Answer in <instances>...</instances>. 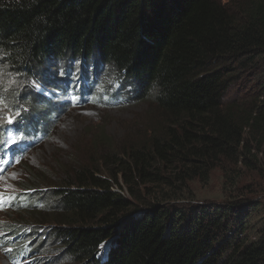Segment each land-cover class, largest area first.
<instances>
[{
    "label": "trees",
    "instance_id": "obj_1",
    "mask_svg": "<svg viewBox=\"0 0 264 264\" xmlns=\"http://www.w3.org/2000/svg\"><path fill=\"white\" fill-rule=\"evenodd\" d=\"M68 56L94 57L134 80L124 90L121 80L110 85L103 99L118 104L127 91L133 100L152 98L170 141L111 153L112 182L92 164L65 169L69 177L55 185L34 175L23 187L35 193L3 201L17 211L28 205V214L7 225L15 231L2 240L24 236L34 253L61 245L72 264H264L262 201L239 193L185 206V188L158 170L177 162L174 179L184 182L201 166L264 165V0H0V62L13 75L0 82V99L19 113L15 122L0 120L3 144L11 143L5 129L17 125L32 131V145L49 129L46 101L24 84H40L46 63ZM162 183L179 204L141 206L112 190L143 185L150 195ZM38 233L44 238L33 243Z\"/></svg>",
    "mask_w": 264,
    "mask_h": 264
},
{
    "label": "rangeland",
    "instance_id": "obj_2",
    "mask_svg": "<svg viewBox=\"0 0 264 264\" xmlns=\"http://www.w3.org/2000/svg\"><path fill=\"white\" fill-rule=\"evenodd\" d=\"M91 58L93 59L84 60L68 56L60 60L52 59L41 70L42 80L39 86L35 83V78L27 80L24 84L30 92H36L42 98L46 97L47 111L52 114L49 119L51 124L44 135L40 134L43 135L40 140L29 148L24 147L25 151L20 159L13 155L10 157L7 153L9 158L4 157L6 164L0 157V235H9L14 230L4 228L7 225L14 226L15 220H21L28 214L25 209L28 205L19 208L18 212L11 208L8 202L6 204L9 207L6 208H3L1 203L7 195L28 191L35 193L33 187L32 189L23 187L32 183L34 175H46L49 179L47 183L55 185L61 178L69 177L65 169L69 171L79 165L92 164L99 171L98 175L112 182L114 164L110 157L111 153L121 154L130 147L139 146H145L147 150L152 151V138L170 141L164 130L166 116L156 107L152 98L133 100L134 92L127 91L126 97L119 98L118 104L103 99L104 92L111 83L116 87L121 80L119 83L124 90L128 86L130 88V83L136 85V82L129 77L118 76L115 69L109 66L99 63L97 66L96 59ZM12 78L13 75L6 72L0 62V82L9 83ZM0 105V120H7L11 115L15 122L19 117L16 115L18 110H9L4 103ZM18 128L19 125L15 129ZM19 132L21 131L15 134L25 140H31L32 135ZM9 133L10 128L6 135ZM13 139L17 140L18 137L9 140L12 145ZM12 145H4L3 148H10ZM107 156L108 160L104 162ZM222 163L224 162L221 161ZM235 167L231 166L232 170L229 171L219 166L216 168L201 166L192 179L184 182L174 179L178 170L177 162L159 163L158 170L169 176L174 185H182L185 188L184 196L188 197L181 199L185 206L225 201L239 193L250 200H260L264 203V165L260 170L253 171L240 164ZM169 186L162 183L161 186L154 188L150 195H147L146 186L143 185H137L133 191L125 186L121 188L114 186L112 190L141 206L147 205L144 201L149 199L158 204L164 199L168 202L177 201L175 203L179 204L176 196H173L177 194L173 193V187ZM37 189L47 192L42 185ZM46 224L48 222H44L42 226L48 227ZM38 234L31 235L32 238L36 236L35 240L32 239L33 243L37 242L36 239L44 238V233ZM15 243L16 241H12L10 245H0V264H13L6 253V248L14 246L17 250ZM38 250H41L39 246L35 251ZM19 252L21 256L24 255L21 247ZM64 253L61 245L49 243L45 251L33 252L28 264H72L64 257ZM20 255L18 254V257Z\"/></svg>",
    "mask_w": 264,
    "mask_h": 264
},
{
    "label": "clouds",
    "instance_id": "obj_3",
    "mask_svg": "<svg viewBox=\"0 0 264 264\" xmlns=\"http://www.w3.org/2000/svg\"><path fill=\"white\" fill-rule=\"evenodd\" d=\"M93 59V58H92ZM95 60V59H94ZM98 63H99V65L101 64V65H104V63H102V62H100V61H98V60H96V64H97V66H98ZM40 84H38L37 86H39ZM111 85V84H110ZM110 85L108 86V88H106V91L107 90H109V88H110ZM103 86V85H102ZM116 89H117V86H116ZM105 91V90H104ZM119 92V91H118ZM119 94H120V99H121V93L119 92ZM43 100H45L44 98H43ZM100 103V102H99ZM6 132V131H5ZM22 140V138H18L17 140L16 139H14L13 140V143H14V145H12L11 143H10V145H12L11 147H14V146H16V145H19V140ZM15 141V142H14ZM12 150H15V147L14 148H11V151ZM22 157V155L18 158V157H16L17 159H20ZM2 204V206H3V208H6V207H9V205H10V203H8V204H4V203H1ZM15 231V230H14ZM9 236H13V234H9V235H7V236H3V235H0V245H4V246H6V245H10V243H8V242H5V240H2V239H7L6 237H9ZM14 239H15V241H16V243H15V245H17V247H19V246H22V249L24 250V255H20V252H19V249L17 248V250L15 249V247L14 246H10V247H7L6 248V253H7V255H8V257L10 258V261L13 263V264H28L29 263V258H30V256L33 254V252L34 251H29V248H27L26 247V244L25 243H23V242H21V240L22 239H24V236H18L17 234L16 235H14ZM27 244L28 243H30V241H27L26 242ZM23 244H24V248H23ZM18 254L20 255L19 257H18ZM16 257H18V259H16L15 260V258Z\"/></svg>",
    "mask_w": 264,
    "mask_h": 264
},
{
    "label": "snow or ice",
    "instance_id": "obj_4",
    "mask_svg": "<svg viewBox=\"0 0 264 264\" xmlns=\"http://www.w3.org/2000/svg\"><path fill=\"white\" fill-rule=\"evenodd\" d=\"M0 103H3L2 99H0ZM16 115H19V113H17ZM8 123H12L13 122V117L11 115H9L7 117ZM3 141L0 140V143H2ZM15 142V141H14Z\"/></svg>",
    "mask_w": 264,
    "mask_h": 264
},
{
    "label": "bare ground",
    "instance_id": "obj_5",
    "mask_svg": "<svg viewBox=\"0 0 264 264\" xmlns=\"http://www.w3.org/2000/svg\"><path fill=\"white\" fill-rule=\"evenodd\" d=\"M6 197H8V195H7ZM1 224H2V223H1Z\"/></svg>",
    "mask_w": 264,
    "mask_h": 264
}]
</instances>
